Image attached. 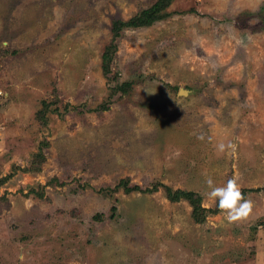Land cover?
<instances>
[{
	"label": "rangeland",
	"instance_id": "1",
	"mask_svg": "<svg viewBox=\"0 0 264 264\" xmlns=\"http://www.w3.org/2000/svg\"><path fill=\"white\" fill-rule=\"evenodd\" d=\"M155 1L0 0V264H264V0Z\"/></svg>",
	"mask_w": 264,
	"mask_h": 264
},
{
	"label": "clouds",
	"instance_id": "2",
	"mask_svg": "<svg viewBox=\"0 0 264 264\" xmlns=\"http://www.w3.org/2000/svg\"><path fill=\"white\" fill-rule=\"evenodd\" d=\"M197 139L204 140V134L198 135ZM208 139L211 140V137H208ZM233 148L234 145L230 140L227 142L219 141L215 145L218 154ZM205 183L210 188L207 195L217 202V206L223 210L229 223L243 219L251 213L253 202L243 196L241 187L236 179L229 178L222 186H216L212 177L209 176Z\"/></svg>",
	"mask_w": 264,
	"mask_h": 264
},
{
	"label": "trees",
	"instance_id": "3",
	"mask_svg": "<svg viewBox=\"0 0 264 264\" xmlns=\"http://www.w3.org/2000/svg\"><path fill=\"white\" fill-rule=\"evenodd\" d=\"M169 2L170 0H156L152 4V6L135 15L130 21L127 22H122V21L120 22L119 20L113 21L112 30L115 31L114 34H116L123 26L135 27V26H143V25L151 24L154 20L159 19L162 16L161 11L165 8V6ZM134 189H136V187H133L131 190ZM167 190L168 192L172 191L170 190V188H167ZM255 190L259 191L260 189L256 188ZM173 194H174V198H180V197L187 198V200H189L192 204L195 205L196 208H198L197 210L199 211V213L201 212L200 210H203L201 209V207H198L200 204V197L196 193L186 190H176L175 192H173ZM199 219L201 220V216L199 217Z\"/></svg>",
	"mask_w": 264,
	"mask_h": 264
},
{
	"label": "bare ground",
	"instance_id": "4",
	"mask_svg": "<svg viewBox=\"0 0 264 264\" xmlns=\"http://www.w3.org/2000/svg\"><path fill=\"white\" fill-rule=\"evenodd\" d=\"M180 92H185V90L181 89V91H180Z\"/></svg>",
	"mask_w": 264,
	"mask_h": 264
},
{
	"label": "water",
	"instance_id": "5",
	"mask_svg": "<svg viewBox=\"0 0 264 264\" xmlns=\"http://www.w3.org/2000/svg\"><path fill=\"white\" fill-rule=\"evenodd\" d=\"M181 91V90H180Z\"/></svg>",
	"mask_w": 264,
	"mask_h": 264
}]
</instances>
